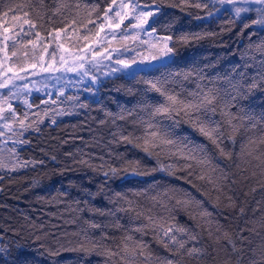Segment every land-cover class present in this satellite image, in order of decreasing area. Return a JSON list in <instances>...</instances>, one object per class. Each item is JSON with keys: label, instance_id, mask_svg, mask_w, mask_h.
Wrapping results in <instances>:
<instances>
[{"label": "snow or ice", "instance_id": "snow-or-ice-1", "mask_svg": "<svg viewBox=\"0 0 264 264\" xmlns=\"http://www.w3.org/2000/svg\"><path fill=\"white\" fill-rule=\"evenodd\" d=\"M3 2L0 0V4ZM40 2L43 5L44 0ZM54 2L56 6L48 16L36 12L32 0L9 4L0 10V170L14 172L34 166V161L21 160L17 154L15 145L28 142L22 139L24 134L29 130L39 131L46 119L55 124L56 117L88 107L80 102L79 95H67V87L92 93L102 77L121 74L122 78L137 80L145 88L134 108L106 116L112 118L113 125L117 120L128 125H116V131L111 133L112 142L138 149L154 159L156 166L142 171L140 160L126 159L123 154L115 157L123 161L120 167L112 166L102 157L99 166L85 160L80 163L102 171L106 179H127L128 175L144 176L159 171L183 180L203 199L183 187L155 195L134 192L133 196L143 197L144 203L117 192L110 200L112 209H92L101 216L111 217V222L86 220L87 226L73 234L79 239L72 250L86 256H102L103 264H206L210 255L206 236L225 253L230 248L236 257L235 264H242V245L246 240L243 229L233 234L206 205L212 202L214 209L222 204L225 208L236 207L229 195L230 184L235 181H230L228 173L219 167L216 155L231 160L234 154L228 144L234 145L238 134L252 133L244 146V155L250 158L247 163L256 161L254 167L264 175V115L257 118L242 103L254 91L264 90V58L256 60L257 53L264 57V39L249 45L245 55L251 63L246 61L243 71L237 73L233 69L235 74L208 77L202 70H171V65L176 63L177 45L188 46L208 34L177 36L171 33V25L165 26L162 33L154 25L162 13V5L168 4L182 12L198 10L203 13L196 15L198 20L227 15L230 25L240 22L243 29L264 32V0H102L103 7L82 0ZM32 12H36L35 18ZM10 13H22L11 16L13 21L22 23L5 26L3 21ZM254 67L255 74L249 76V69ZM154 73L159 75H151ZM150 75L151 78H145ZM49 82H54V91L49 89ZM34 91L47 98L39 104L30 102ZM18 104L24 106L23 111ZM217 114L219 120L214 118ZM182 124H187L207 144L182 135ZM9 141L14 146L6 148ZM84 191L87 196L96 195ZM178 209L187 214L192 226L176 221ZM243 212L240 208V213ZM120 213L129 222L143 220L144 223L126 227L121 223ZM106 229L121 233L118 243ZM148 232L171 253V258L156 256L149 244L136 236L139 233L143 237ZM45 252L53 257L58 255V250L50 248ZM15 253L11 264H30L23 246L17 245ZM5 254L10 256L12 252L0 246V261L8 264ZM218 264L234 262L231 256H226ZM249 264H264V246L252 251Z\"/></svg>", "mask_w": 264, "mask_h": 264}, {"label": "trees", "instance_id": "trees-1", "mask_svg": "<svg viewBox=\"0 0 264 264\" xmlns=\"http://www.w3.org/2000/svg\"><path fill=\"white\" fill-rule=\"evenodd\" d=\"M27 2L28 0H4L3 4H0V10H5L9 4ZM82 2L105 6L102 0ZM32 4L36 12L45 16L51 15L52 9L56 6L54 0H44L43 5L40 0H32ZM36 12L31 13L33 18ZM13 14L22 16V13H10L3 21L5 26L11 27L13 24L22 23L13 21L11 19ZM197 14L203 15L196 9L182 12L168 4L162 5V13L158 15L154 25L161 33L165 26L171 25V33L177 36L186 33L208 34L188 46L177 45L176 63L171 65V70L194 72L202 70L208 77L235 74L233 69H236L237 73L243 71L242 65L246 61L251 63L245 55L249 52V45L264 39V32H256L253 28L243 29L240 22L234 26L230 25L227 23V15L198 20L195 18ZM83 16L84 13H81V18ZM59 19L57 17V20ZM24 27L27 28V25ZM262 58L264 57L259 53L256 54L257 61ZM256 70L255 67L249 69V76L254 75ZM151 75L145 78H151ZM94 87L92 93L75 87L65 90L67 95H79L80 102L86 103L88 107L77 108L72 115L56 117L55 124L46 119L39 126V131L29 130L24 134L22 139L28 141L26 144L15 145L19 158L34 161V166L29 165L14 172L0 170V246L12 252L10 256L5 254L8 264H11L15 257L17 245L23 246L30 264H103L102 256H86L82 252L72 250L79 239L73 234L87 226L84 223L86 220L110 223L111 217L101 216L92 209L104 211L112 209L113 204L110 200L117 192L144 203L143 197H134L133 193L146 192L148 195H155L169 188L183 187L189 189L197 198L203 199L195 188H191L183 180H177L159 171L144 176L128 175L127 179H106L102 171L93 170L87 164L80 163L81 160H85L99 166L102 157L103 161L120 167L123 161L116 160L115 157L123 154L126 159L140 160L142 171H150L156 166L154 159L146 157L138 149L112 142L111 133L116 131V125L122 127L128 125L119 120L113 125L112 118L106 116V113L118 114L123 109H133L140 100L145 85L116 74L113 77L101 78V83ZM189 87H194V84H189ZM46 98L42 93L33 92L29 100L39 104L41 99ZM242 103L247 111L259 118L264 115V90L254 91ZM17 106L20 111L24 110L22 104ZM214 118L219 120V114ZM102 120L105 121L104 124L100 123ZM181 129L182 135L190 136L195 142L207 144V141L187 124H182ZM250 135L252 133L242 132L237 135L234 145L228 144V148L234 154L231 160L216 155L219 167L228 173L230 181H235L230 184L229 195L233 197L236 207L225 208L222 204L218 209H214L212 202L206 205L233 234L243 229L242 235L246 240L242 245V264H249L252 251L264 246V175L259 168L254 167L257 162L253 160L251 164L247 163L250 158L244 155L246 151L244 146L248 143ZM13 146L9 141L5 147ZM208 147L211 149V145ZM121 175L123 176V173ZM84 190L96 193L95 197L85 195ZM240 208L244 209L243 214L240 213ZM175 215L178 223L192 226V221L185 212L178 209ZM119 216L121 223L126 227L132 228L144 223L143 220L129 222L123 213ZM106 231L116 238L117 243L119 242L120 232L113 229ZM136 236L148 243L156 256L171 258V253L152 238L151 232L143 237L139 233ZM36 237L40 239L37 240ZM205 242L209 245L210 252L206 264H218L219 259L226 256H231L235 264L236 257L230 248L225 253L206 236ZM238 246L241 245L238 243ZM47 248L58 250V255L54 257L48 255L45 252ZM0 264H4V261H0Z\"/></svg>", "mask_w": 264, "mask_h": 264}, {"label": "rangeland", "instance_id": "rangeland-1", "mask_svg": "<svg viewBox=\"0 0 264 264\" xmlns=\"http://www.w3.org/2000/svg\"><path fill=\"white\" fill-rule=\"evenodd\" d=\"M69 76H73V74H69ZM103 78V77H102ZM73 79H75V77L73 76ZM54 82H49V89L50 90H55V89H53L52 88V84H53ZM71 87H67L65 90H69ZM35 92V91H34ZM40 93V92H39Z\"/></svg>", "mask_w": 264, "mask_h": 264}]
</instances>
